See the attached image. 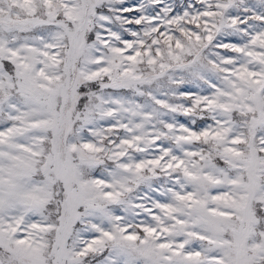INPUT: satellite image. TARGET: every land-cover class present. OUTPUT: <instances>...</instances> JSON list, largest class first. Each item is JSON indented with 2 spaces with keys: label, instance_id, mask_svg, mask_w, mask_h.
<instances>
[{
  "label": "snow or ice",
  "instance_id": "obj_1",
  "mask_svg": "<svg viewBox=\"0 0 264 264\" xmlns=\"http://www.w3.org/2000/svg\"><path fill=\"white\" fill-rule=\"evenodd\" d=\"M0 264H264V0H0Z\"/></svg>",
  "mask_w": 264,
  "mask_h": 264
}]
</instances>
